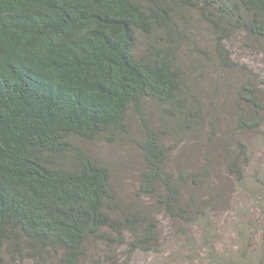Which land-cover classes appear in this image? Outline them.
Wrapping results in <instances>:
<instances>
[{
  "label": "trees",
  "instance_id": "obj_1",
  "mask_svg": "<svg viewBox=\"0 0 264 264\" xmlns=\"http://www.w3.org/2000/svg\"><path fill=\"white\" fill-rule=\"evenodd\" d=\"M239 35L264 52V0H0V264H176L178 243L264 264V79L236 58ZM232 75L221 122L205 86L218 97ZM197 142L222 151L225 183L208 151L174 162ZM97 145L139 153L131 197Z\"/></svg>",
  "mask_w": 264,
  "mask_h": 264
},
{
  "label": "rangeland",
  "instance_id": "obj_2",
  "mask_svg": "<svg viewBox=\"0 0 264 264\" xmlns=\"http://www.w3.org/2000/svg\"><path fill=\"white\" fill-rule=\"evenodd\" d=\"M199 33L203 40L205 42L209 41L210 35L207 28L204 26L202 22H199ZM242 38L241 35L236 36L234 42L232 43V48L236 52V58L240 61L249 62L251 66L257 71L261 73L262 78L264 79V52H262L259 48V46H255L253 49H245L240 40ZM249 43V41H247ZM243 45V46H242ZM214 83V78L211 77V79L207 80L206 83V99L210 102H215L219 106H221V115H222V121L221 122H229L228 119V113L232 109V105L235 100V88L237 85V76L232 75L229 77L228 82L226 84H218L220 87L219 93L220 95L216 97L214 93V89L211 86ZM201 142H204L201 140ZM201 142L197 143H190L186 151H177L175 152L173 156V160L176 163H185L188 162V164H192L193 166L198 165L202 163V161H206L205 155L207 151L213 156L214 158V170L213 174L216 179H218V182H226L224 176L222 175L221 167V159H222V151L218 147H208L205 144H202ZM96 150L102 154L103 156L108 157L114 168V175H113V181H114V187L116 190L120 193V195H123L125 197H131V195L134 194V192L137 189L138 186V174L142 168L141 158L139 153L132 148L122 146V147H115L114 145H97ZM263 149L257 150V158L261 160L264 163V153L262 151ZM190 164V165H191ZM232 197H237V193L235 191L231 192ZM234 200V199H233ZM234 203H237L236 200H234ZM232 215V213H231ZM161 216V220L163 223V235L166 237V241H170L172 238V232L171 224L172 222L164 217ZM224 216L222 217V221ZM228 229V237H224V242L229 244V236L232 235V226L230 225ZM178 246L181 247V259L180 261L177 260L176 264H209V260L203 259V256L205 255V252L203 254H200V252H196L190 254L188 249L186 247L183 248L182 243H178ZM170 250V249H169ZM168 253V251H166ZM195 254V255H194ZM163 258L168 259L169 255H154V254H146V253H138L133 260L129 261L127 264H164ZM169 264V263H167Z\"/></svg>",
  "mask_w": 264,
  "mask_h": 264
}]
</instances>
